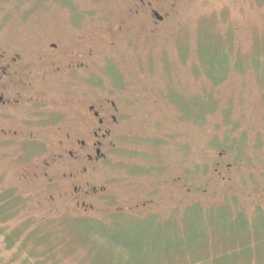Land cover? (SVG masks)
Returning <instances> with one entry per match:
<instances>
[{"label": "rangeland", "instance_id": "1", "mask_svg": "<svg viewBox=\"0 0 264 264\" xmlns=\"http://www.w3.org/2000/svg\"><path fill=\"white\" fill-rule=\"evenodd\" d=\"M133 2L0 0V43L34 50L84 37L100 53L97 80L128 102L129 117L105 178L119 198L158 188L159 216L114 225L47 216L49 193L19 180L26 153L42 147L0 139V264H264V0H173L156 31L128 23ZM38 135L49 145L54 130ZM219 153L232 182L209 180L217 197L183 219L162 181L182 175L200 191Z\"/></svg>", "mask_w": 264, "mask_h": 264}, {"label": "flooded vegetation", "instance_id": "2", "mask_svg": "<svg viewBox=\"0 0 264 264\" xmlns=\"http://www.w3.org/2000/svg\"><path fill=\"white\" fill-rule=\"evenodd\" d=\"M174 7L173 0H134L128 23L141 18L156 31L170 18ZM128 23L123 22L116 31L122 33ZM99 55L84 37L43 39L34 50L2 41L0 139L7 144L42 147L39 155L26 153L19 180L35 182L38 192L49 193L44 199L47 207L43 205L47 216L64 214L87 222H99L97 217L104 216L108 218L105 225L117 224L115 219L154 222L161 200L158 188L119 198L111 191L113 180L105 178V168L113 163L120 143L128 137L125 129L129 117L125 112L128 102L97 80ZM60 97L66 100L56 101ZM47 128L54 130L49 145L38 135ZM222 155L218 154L213 174L200 191L189 187L182 175L162 181L163 187L174 190L168 199L177 195V204L186 209L183 217L193 208L201 209V200L217 197L209 180L232 182L227 177L231 165L220 161ZM133 185L129 179L123 180L125 189ZM211 207L221 210L226 206Z\"/></svg>", "mask_w": 264, "mask_h": 264}, {"label": "trees", "instance_id": "3", "mask_svg": "<svg viewBox=\"0 0 264 264\" xmlns=\"http://www.w3.org/2000/svg\"><path fill=\"white\" fill-rule=\"evenodd\" d=\"M0 210L2 211V208H0ZM183 219H184V217H183ZM99 237H101V236H99ZM8 240L10 241V243H11V242L13 243L12 240H10V239L7 238V239H6V242H7L8 244H9V241H8ZM259 240H260V239H259ZM6 242H5V243H6ZM258 242H259V241H258ZM8 246H9V245H8ZM181 254H182V253H180V255H181ZM174 257H175V255H173L172 259H173Z\"/></svg>", "mask_w": 264, "mask_h": 264}, {"label": "bare ground", "instance_id": "4", "mask_svg": "<svg viewBox=\"0 0 264 264\" xmlns=\"http://www.w3.org/2000/svg\"><path fill=\"white\" fill-rule=\"evenodd\" d=\"M177 29H178V27H177ZM169 98V97H168ZM180 115V114H179ZM137 120V119H136ZM136 125V124H135ZM140 128V127H139ZM132 129V128H131ZM130 132V131H129ZM132 132H134V131H132ZM119 157V156H118ZM263 157V156H262ZM254 161V160H253ZM256 164V163H255ZM167 166V165H166ZM165 166V167H166ZM169 166V165H168ZM248 168V167H247ZM171 169V168H170ZM184 170V169H183ZM193 170V169H192ZM168 171V170H167ZM236 172V171H235ZM188 176V175H187ZM199 176V175H198ZM163 196V195H162ZM170 197V196H169ZM211 239V238H210ZM188 243V242H187Z\"/></svg>", "mask_w": 264, "mask_h": 264}]
</instances>
